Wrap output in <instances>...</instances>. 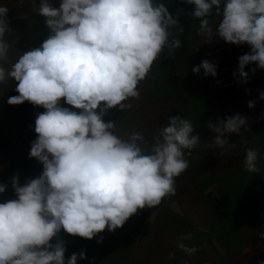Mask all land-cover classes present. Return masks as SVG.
Masks as SVG:
<instances>
[{"label":"clouds","instance_id":"9594fccd","mask_svg":"<svg viewBox=\"0 0 264 264\" xmlns=\"http://www.w3.org/2000/svg\"><path fill=\"white\" fill-rule=\"evenodd\" d=\"M179 2L192 6L189 14L198 20L196 34L204 43L219 38L249 46L232 73L238 83L248 82L246 66L264 70V0ZM31 3L44 18L48 36L7 72L0 67V87L12 79L18 95L8 97V104L28 101L45 109L34 121L37 135L28 153L43 170L23 185L16 175L11 178L15 199L0 203V264H77L86 259L83 250L66 259L65 243L52 242L61 230L92 240L105 229L122 227L138 209L160 205L175 194V178L189 166L184 150L201 144L192 122L180 115L168 117L151 142L140 132L124 140L114 122L103 120L109 109L131 107L127 101L140 95L138 85L154 63L165 50L171 56L181 47L183 27L179 12L170 13L159 0ZM21 7L23 0H18ZM8 12L0 5V65L7 62ZM210 17L219 18L214 27ZM201 70L204 77L217 76L216 64L207 59L191 68L196 74ZM61 98L71 108L62 106ZM259 99L264 100V90ZM247 107L254 108L255 101ZM247 125L248 118L239 113L209 121L208 146L223 155L235 148L229 136L247 131ZM243 154L244 170L258 172L257 151L244 148ZM7 187L0 183V194ZM259 235L264 239V232ZM190 239V233L176 239V247L188 256L198 251L185 243Z\"/></svg>","mask_w":264,"mask_h":264},{"label":"rangeland","instance_id":"374dc122","mask_svg":"<svg viewBox=\"0 0 264 264\" xmlns=\"http://www.w3.org/2000/svg\"><path fill=\"white\" fill-rule=\"evenodd\" d=\"M28 2L29 0H23V7L17 8L18 0H0V5L9 9L7 19L11 32L4 38L9 48L7 62L0 67H3L5 72L23 52L39 47L48 36L43 24L44 18L34 11L33 5ZM55 2L56 0H53V3ZM218 19V17L210 18L213 27ZM197 28L198 23L183 27V34L178 36L181 47L171 56L165 50L162 57L154 63L146 79L138 85L140 95L127 101L131 107L123 111L119 107L107 110L103 120L105 122L111 120L115 123L114 131L120 138L128 140L132 134L140 132L151 142L152 137L157 135L158 129L163 125L161 123L166 122L168 117L176 115L172 112L180 110L181 107V110L188 114H183L184 117H192L199 124L201 120L198 118L207 117V110H212L213 104L209 102L208 95L213 84V93L210 94L212 98L217 93L220 99L223 92L231 90L232 95L228 96V101L225 103L231 102L232 106L240 103L239 96L232 92L234 90L232 85L238 90L241 85L232 75L238 67L237 59L231 60L232 44L225 43L219 38L204 43V40L196 34ZM204 59L216 64L215 78L204 77L203 70L199 74L191 71L193 66L199 65ZM254 67L253 64L245 68L249 73V79L243 89L251 93L243 95L246 91L241 89L240 97L243 103L237 105L230 115L239 113L246 116L247 130L250 132L255 128L258 130L257 146L251 145L248 148L255 149L258 153L259 171L241 172L239 177L229 180L227 177L219 176L213 165L209 166L206 170L211 178L208 176L207 180L199 182V196L204 206L200 203L199 206L189 203L190 194L186 190L188 186H184V178L177 177L174 195L165 196L160 205L154 208L138 209L122 227L112 232L105 229L92 240H87L61 230L52 242L60 239L65 243L66 259L72 253L78 254L83 250L86 259L78 260L77 264H90L93 260L94 264H261L264 262V239L259 235L264 232V120L260 119L261 114L264 113V100L259 99L260 91L264 90V70L252 72L251 69ZM15 85L16 82L9 79L0 87V183L8 185L5 193L0 194V203L15 199L11 187L13 175H16L20 185H23L27 180L34 178L31 174H36L35 176L38 177L43 170L42 164L35 158H28L27 152L31 144L28 137L35 139L37 135L33 130L36 116L45 109L41 107L40 112L34 113V110L40 106H34L28 101L18 105L8 104V97L18 95ZM253 98H257L259 102L258 110L247 108L248 101ZM219 101L224 103V100ZM60 103L64 107L71 108L64 104L63 98ZM214 106L218 107L217 104ZM29 111L32 117L28 114ZM15 120L19 124L16 122L14 124ZM207 123L206 120L201 122L200 128H196L194 134L201 135L200 129H207ZM23 125L24 127L21 128ZM244 148H232L228 151V156H219L223 157L222 161L229 158V162L244 170L243 165L236 164L239 157L243 160ZM191 152L192 149L185 150L186 160L192 158ZM193 163L199 167L201 160L190 163L183 173L191 170ZM205 164H207L206 160ZM223 182L227 186H221ZM206 187L213 194L205 195ZM189 233L191 239L185 243L198 249L191 256L176 247L177 237ZM72 237L75 239L67 243ZM101 238L102 242L97 243Z\"/></svg>","mask_w":264,"mask_h":264},{"label":"crops","instance_id":"0c3cea01","mask_svg":"<svg viewBox=\"0 0 264 264\" xmlns=\"http://www.w3.org/2000/svg\"><path fill=\"white\" fill-rule=\"evenodd\" d=\"M231 83L233 84L234 82H231ZM212 86H213V88L210 90V93L208 95V99L210 100L209 102H211L213 104L212 105L213 107L211 106L212 107L211 111H210V109L207 110V112H208V116L206 115L207 117L198 118L201 120L200 123L205 121V120L207 122H209V121H215L217 119H223L225 116L230 115V113L236 109L235 107L237 105H240L243 103V99L239 96L238 92H235V90H232V92L239 96L240 103L235 104L234 106H232L231 102L225 103L228 101V96L232 95V93L230 92L231 90L230 91L226 90L225 92H223V94H222L223 97L221 96L220 99L224 100V103L219 101L220 99L218 98L217 93L214 96V98H212V95H210V94L213 93L214 84ZM232 87L234 88V85H232ZM242 91H244V89H242ZM242 91H241V95H242ZM250 93H251V91H246L245 94H243V95H248ZM235 98H236V96H235ZM252 100L255 101V107L251 108V109L258 110L259 109V102H258L257 98H253ZM231 101H232V99H231ZM188 103H189V101H188ZM188 103H185V104H188ZM214 104H217L218 107H215ZM181 109H182V107L180 108V110H176L175 112H172V113H174L176 115H180L181 117H184L183 114L188 115L187 113H185ZM248 109H250V108H248ZM179 111H180V113H179ZM185 118L189 119L192 122L194 130L196 128L197 129L200 128L199 127L200 123L197 124L192 117H189V118L185 117ZM164 123L165 122H163L161 124H164ZM200 130H202V133L200 135L201 144L199 146H197L196 148L192 149V152H191L192 158H189L187 160L189 164L194 162L195 160H197V162H198V160H201L200 166L196 167L193 163V167L191 170H188L185 173H183L181 176H179V177H181V179L184 178L183 179L184 180V186H188L186 188V190L190 194V202L189 203L194 204V206H199V203L201 204V206H204L203 201H202L201 197L199 196V193H200L199 182L203 181V180H207V178H209L211 176L210 173H208V171L206 170V168H209V166L213 165L217 174H219V176L227 177L229 180H232L233 177L234 178L239 177V174H241V172L245 173V170H242V167L240 168V167L232 164L231 161L229 162V158L227 160L222 161L224 156H228L227 155L228 151H226L223 154V157L219 156L220 154H219L218 149H215L213 147L208 146V144L210 142L211 135H212L210 130L208 128L207 129L201 128ZM258 134H259V132L256 128L252 132H250L248 130L244 131L242 129L241 133L239 135H235V134L230 135L229 136V142L234 143L235 148H242V147L248 148V146H251V145L257 146V144H258L257 135ZM216 150H217V152H216ZM205 160L207 161V164H205ZM241 160H242V157H241ZM241 160L239 157V159H237V161H236V164H239L240 166H242L243 164H242ZM2 161H3V159H2ZM0 162H1V157H0ZM235 166H236V168H235ZM212 180H214V179H212ZM223 183L221 186L226 185V183H224V184ZM209 191L210 190L208 187L204 188V194L205 195L213 194V192H209ZM216 197L219 199V197L217 195H216ZM73 238L75 239V237H72V240H74Z\"/></svg>","mask_w":264,"mask_h":264},{"label":"trees","instance_id":"16d2710c","mask_svg":"<svg viewBox=\"0 0 264 264\" xmlns=\"http://www.w3.org/2000/svg\"><path fill=\"white\" fill-rule=\"evenodd\" d=\"M159 2H163V3H165V5L168 7V9H169V12L170 13H173V14H175V13H177V12H179V24L182 26V27H185V26H190V25H192L193 23H198V20L197 19H194L189 13H190V10H191V7L192 6H190V5H186V4H182V3H180L179 2V0H159ZM27 3V2H26ZM28 4H31L32 5V3H31V0H29V2H28ZM37 4H39V2L37 1ZM25 6V5H24ZM27 6V5H26ZM34 11H36L35 9H34ZM37 12V11H36ZM7 18H9L8 16H7ZM211 18V17H210ZM209 18V19H210ZM175 31V30H174ZM181 34H183V32L182 33H180L179 35H181ZM183 40V39H182ZM219 48V47H218ZM232 49H233V56L231 57V60H236V62L238 63V57L240 56V55H243V54H246V53H248L249 52V46L248 45H239V46H237V45H233L232 44ZM234 84V83H233ZM245 84V83H244ZM244 84H241L240 85V88H239V90L235 87V85H234V90H235V92H238L239 93V96H241V89H243V87H244ZM40 108H41V106L39 107V108H36L35 110H34V113L35 112H40L41 110H40ZM28 114H30V117H32V115H31V112L29 111L28 112ZM36 116V115H35ZM15 122L16 123H18L19 124V122L18 121H13V123L15 124ZM24 127V125L21 127V128H23ZM29 138V140L32 142L34 139H31V137H28ZM35 138V137H34ZM23 152H24V150H23ZM29 152H27V154H28ZM21 156V155H20ZM22 158V157H21ZM29 158V157H28ZM18 159H20V158H18ZM7 162V161H6ZM31 164V163H30ZM31 167H32V164H31ZM32 175V177H36L35 175L36 174H31ZM31 177V176H30ZM72 240V238L70 239V240H67V243L68 242H70ZM75 242V241H74Z\"/></svg>","mask_w":264,"mask_h":264},{"label":"built area","instance_id":"2783aa9c","mask_svg":"<svg viewBox=\"0 0 264 264\" xmlns=\"http://www.w3.org/2000/svg\"><path fill=\"white\" fill-rule=\"evenodd\" d=\"M184 153H185V150H184Z\"/></svg>","mask_w":264,"mask_h":264}]
</instances>
